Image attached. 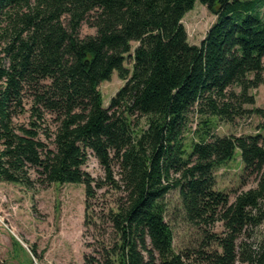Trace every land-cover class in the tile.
I'll return each mask as SVG.
<instances>
[{
    "label": "trees",
    "instance_id": "16d2710c",
    "mask_svg": "<svg viewBox=\"0 0 264 264\" xmlns=\"http://www.w3.org/2000/svg\"><path fill=\"white\" fill-rule=\"evenodd\" d=\"M196 1L216 17L200 46L183 24ZM84 24L96 34L81 38ZM0 44L9 63L0 66V182L29 187L35 170L49 184H82L88 210L89 158L108 180L113 164L120 168L124 198L108 217L117 243L103 263L84 264H186L166 221L173 190L190 224L224 227L204 234L196 253L205 264H264V232L254 239L264 228L261 137L214 136L211 120L242 116L255 104L250 92L264 86V0H0ZM114 72L125 84L105 108L99 86ZM26 93L39 123L17 125ZM192 110L202 119L188 145ZM45 112L56 131L40 124ZM138 116L146 130L137 131ZM237 149L258 184L231 203L215 174Z\"/></svg>",
    "mask_w": 264,
    "mask_h": 264
},
{
    "label": "rangeland",
    "instance_id": "374dc122",
    "mask_svg": "<svg viewBox=\"0 0 264 264\" xmlns=\"http://www.w3.org/2000/svg\"><path fill=\"white\" fill-rule=\"evenodd\" d=\"M216 17L206 6L196 1L194 8L189 11L183 24L187 31L188 42L200 46ZM96 31L89 24H84L80 30V37L95 35ZM136 43L132 44L135 49ZM9 66L0 44V66ZM126 66L132 68V60L127 59ZM125 81L114 72L109 81L99 86L105 108L110 105L111 99L124 86ZM234 90L240 93V88ZM250 95L255 98V104L243 105L244 114L236 117L232 122L212 118L214 136H256L260 135L264 146V86L252 90ZM33 97L26 93L22 108L14 113V123L29 126L38 118L33 112ZM43 128L56 131L58 120L55 115L44 113ZM201 119L192 110L188 116V128L185 131V143L191 145L198 142L195 134L199 129ZM137 131L148 128L146 119L138 116L134 119ZM49 145L52 147V145ZM85 170L96 180L94 197L90 200L89 209H86V192L82 184H58L40 181L35 170H31L32 184L29 187L19 184L0 182V216L16 234L15 244L18 261L26 256L27 262L22 264H84L86 258L96 257L102 261L107 252L117 243V234L113 225L108 221L109 214L117 210L123 200V185L118 163L112 167V180H108L104 168L94 157H90ZM215 190L228 195L230 202H234L238 195L257 187L258 177L244 171L241 151L236 150L232 161L216 171ZM97 183L101 187L97 186ZM167 205L166 221L174 234V249L183 254L186 264H205L196 253L203 243L206 233L219 234L224 231L222 223L214 227L199 229L190 224L184 215L181 199L177 190L171 191L165 198ZM264 228L255 231V237H260ZM244 231L242 239L248 237ZM31 249L36 250L34 256ZM25 250V251H24ZM25 255V256H24ZM2 258L12 262L4 251ZM0 257V259H1ZM23 257V258H22ZM7 263V264H9Z\"/></svg>",
    "mask_w": 264,
    "mask_h": 264
},
{
    "label": "crops",
    "instance_id": "0c3cea01",
    "mask_svg": "<svg viewBox=\"0 0 264 264\" xmlns=\"http://www.w3.org/2000/svg\"><path fill=\"white\" fill-rule=\"evenodd\" d=\"M18 240V237L16 234L11 230V228L4 222L3 218L0 216V252L4 251L6 253V256L8 258H12V262L9 263L6 258H2L6 263L9 264H22L23 261L27 262L26 256L21 259L22 261H18L17 258L19 257L18 253L15 254L13 250L14 241ZM21 244H23L21 241H19Z\"/></svg>",
    "mask_w": 264,
    "mask_h": 264
},
{
    "label": "water",
    "instance_id": "95a60500",
    "mask_svg": "<svg viewBox=\"0 0 264 264\" xmlns=\"http://www.w3.org/2000/svg\"><path fill=\"white\" fill-rule=\"evenodd\" d=\"M0 264H5V262L3 260L0 259Z\"/></svg>",
    "mask_w": 264,
    "mask_h": 264
}]
</instances>
